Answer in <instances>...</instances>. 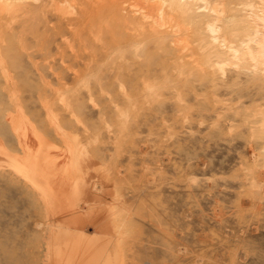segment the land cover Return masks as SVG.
Returning <instances> with one entry per match:
<instances>
[{
	"label": "rangeland",
	"instance_id": "374dc122",
	"mask_svg": "<svg viewBox=\"0 0 264 264\" xmlns=\"http://www.w3.org/2000/svg\"><path fill=\"white\" fill-rule=\"evenodd\" d=\"M213 5L0 0V264H264L242 127L193 70Z\"/></svg>",
	"mask_w": 264,
	"mask_h": 264
},
{
	"label": "bare ground",
	"instance_id": "6f19581e",
	"mask_svg": "<svg viewBox=\"0 0 264 264\" xmlns=\"http://www.w3.org/2000/svg\"><path fill=\"white\" fill-rule=\"evenodd\" d=\"M212 1L211 15L215 22L210 24L205 49L192 58L193 70L198 79L214 86L222 97L225 110L231 113L227 117L238 121L242 127L235 136L240 145L245 140L247 144L245 158L237 157L239 166L235 169V179L237 182L241 178L253 181L248 185L246 182L236 184L247 186L253 195H264V0H257L260 14H256L255 2L252 1L244 0L234 7L228 0ZM241 9L254 15L247 14L244 19L233 18L235 15L231 13ZM243 135H246L245 139ZM232 159L231 156L224 158L223 172L231 169L229 163ZM71 219L77 224L92 221L84 217ZM74 236L71 237L73 241L79 237L78 234Z\"/></svg>",
	"mask_w": 264,
	"mask_h": 264
}]
</instances>
